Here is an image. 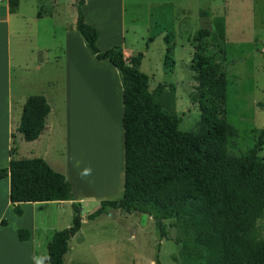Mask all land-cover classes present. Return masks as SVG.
<instances>
[{
	"label": "trees",
	"instance_id": "trees-1",
	"mask_svg": "<svg viewBox=\"0 0 264 264\" xmlns=\"http://www.w3.org/2000/svg\"><path fill=\"white\" fill-rule=\"evenodd\" d=\"M75 29L85 49L96 60H107L116 70L122 91V191L114 200L99 202L86 216L93 220L116 210L138 213L151 218L160 239L165 238L164 221L173 220L181 238L178 254L182 264H264V229L256 222L264 219V156L257 157L260 140L241 155L228 152L229 140L236 129L224 119L227 80L221 66L209 50L215 37L200 29V42L190 63L198 91L199 125L195 131L177 129L179 118L162 110L147 90V76L137 70L141 53L124 58L119 46L100 52L95 44L96 30L86 24L79 6ZM17 0H8L13 12ZM48 9L37 17L46 16ZM217 38H222L224 23L213 19ZM153 36L148 38L152 41ZM163 67L172 65V34L162 38ZM168 67V68H169ZM160 86L155 88L157 93ZM49 107L41 95L28 96L22 107L16 131L25 142L38 138L44 129ZM8 178V201L16 215L18 203L70 202L71 217L67 228L55 231L47 241L43 264H62L68 241L81 227L79 203L73 200L65 178L51 170L40 158L9 159L0 168V179ZM7 224L0 218V226ZM17 238H28L18 229Z\"/></svg>",
	"mask_w": 264,
	"mask_h": 264
},
{
	"label": "rangeland",
	"instance_id": "rangeland-1",
	"mask_svg": "<svg viewBox=\"0 0 264 264\" xmlns=\"http://www.w3.org/2000/svg\"><path fill=\"white\" fill-rule=\"evenodd\" d=\"M55 1L63 5V15L68 17L67 0H18L16 14L8 16V61L10 86L13 89L18 86L16 61L32 64L34 45L50 43L54 46L63 35L56 17L39 24L30 23L35 4L41 11L49 9ZM119 2L123 8L125 46L135 50L131 51L132 54L139 52L143 55L137 70L147 76V90L152 93L154 101L163 111L179 118L177 129L181 132L195 131L199 125L197 83L190 63L197 44L203 41L210 43V35L199 38L198 31L207 30L216 38L209 55L220 64L227 80L224 119L237 131V135L228 142V152L241 155L260 140L256 153L258 158L263 157L264 0H94V4L108 7V10L105 9L110 18H115V7H120ZM4 4L0 3L1 24ZM217 17H221L224 23V33L220 39L213 29V19ZM23 21H29L20 29L27 35L26 42L17 45L14 43L13 25ZM167 32L172 34L173 43L172 65L169 68L162 65V38ZM151 35L152 41H148ZM3 37V31L0 30V39ZM18 47L23 49L18 51ZM54 54L57 55L58 52ZM36 80V74L31 70L27 71L24 74L23 82L27 83L22 86L23 91L27 94L36 93L39 87ZM157 86H160L158 93L155 91ZM12 96L14 110L16 97L14 94ZM15 137L16 139L10 140L11 150L14 148L21 152L20 157H30L29 146H26L24 140H18L20 135L15 134ZM80 147L79 177L95 194L104 193L105 191L99 190L107 171H98L87 146ZM19 156L14 155L12 158ZM119 195L120 191L103 200H114ZM78 203L80 232L69 239V249L62 258V264H182L178 254L180 243L175 242L182 236L176 228L170 226L174 223L173 220L163 222L166 235L160 239L153 222L144 214L107 210L105 214L87 220L86 216L98 208L99 202L88 200ZM70 217V207L64 206L61 213L52 217L54 219L49 218L45 236H48L49 230L52 232L67 228ZM256 229L259 235L263 233L264 219L256 222ZM37 236L39 248L41 240L44 241L45 238Z\"/></svg>",
	"mask_w": 264,
	"mask_h": 264
},
{
	"label": "crops",
	"instance_id": "crops-1",
	"mask_svg": "<svg viewBox=\"0 0 264 264\" xmlns=\"http://www.w3.org/2000/svg\"><path fill=\"white\" fill-rule=\"evenodd\" d=\"M73 1L66 2L68 17L63 15V5L59 1L50 5L48 15L40 17H37L40 8L35 4L30 23L39 24L56 17L63 35L54 46L50 43L34 45L32 64L16 61L17 72L13 70V74H16L18 86L14 89L10 86L8 16L16 14L17 5L13 12H9L8 1L2 2L5 6L3 23H0L4 35L0 39V168H5L9 159L21 153L14 148L11 150L10 140L16 139L15 134L20 135L16 128L25 99L31 95H41L49 112L42 133L34 141L26 142L30 148L28 158L42 159L51 170L65 178L71 189V202H100L122 191V91L117 72L111 64L107 60H96L85 49L75 29L76 11L72 6ZM119 3L120 7H115V18H110L108 7L94 4V0H80L79 6L84 22L97 32L95 44L98 50L103 52L112 46H119L124 58H128L134 55L131 51L135 50L125 46L123 8ZM110 9L114 10L112 6ZM23 22L13 25L14 43L17 45L26 42L27 35L20 29L29 21ZM21 49L18 47V51ZM55 52L58 54L55 55ZM29 70L36 74L39 86L34 94H27L22 87L26 86L27 81L23 82L24 74ZM13 94L16 97L14 110ZM18 140L23 141L21 135ZM83 145L90 150L96 169L102 173L107 171L99 190L104 193L95 194L79 177L80 146ZM19 158L23 157L16 159ZM17 206L21 210L20 215L13 212L8 201V178L0 179V218L7 222L5 226H0V264H43L46 258L44 247L52 234L58 231L49 230L48 236H45L48 231L46 223L49 218L54 219L55 215L61 213L64 206L70 207V202H26L18 203ZM18 229L27 231L26 240L20 241L17 238ZM79 232L80 229L75 235ZM40 235L45 239L41 240L38 248L36 236L38 238Z\"/></svg>",
	"mask_w": 264,
	"mask_h": 264
},
{
	"label": "built area",
	"instance_id": "built-area-1",
	"mask_svg": "<svg viewBox=\"0 0 264 264\" xmlns=\"http://www.w3.org/2000/svg\"><path fill=\"white\" fill-rule=\"evenodd\" d=\"M5 0H0V3L4 2Z\"/></svg>",
	"mask_w": 264,
	"mask_h": 264
}]
</instances>
